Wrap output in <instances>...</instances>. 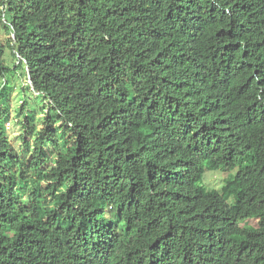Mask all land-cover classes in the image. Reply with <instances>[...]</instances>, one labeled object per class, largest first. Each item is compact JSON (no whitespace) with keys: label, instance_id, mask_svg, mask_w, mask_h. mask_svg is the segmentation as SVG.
<instances>
[{"label":"trees","instance_id":"1","mask_svg":"<svg viewBox=\"0 0 264 264\" xmlns=\"http://www.w3.org/2000/svg\"><path fill=\"white\" fill-rule=\"evenodd\" d=\"M0 24V264H264V0H0Z\"/></svg>","mask_w":264,"mask_h":264},{"label":"rangeland","instance_id":"2","mask_svg":"<svg viewBox=\"0 0 264 264\" xmlns=\"http://www.w3.org/2000/svg\"><path fill=\"white\" fill-rule=\"evenodd\" d=\"M5 38H7V35H6L5 31L3 30V28L1 27V24H0V39H5ZM3 57H4L5 63L7 65L11 66L14 64L15 60H14L13 56L10 54L9 50L6 49ZM10 84L13 86L12 87L13 90L11 91L10 98L12 99L11 101H14L19 96L16 87H20L19 89H21V87H23L26 84V79L23 76V74L21 75V73H20V79H18V80L17 79H10ZM21 91H20V94L22 93ZM12 104L13 103L11 102V106H12ZM8 122L9 123L6 124V130H7L8 136L10 139H12V142L14 144H16V142H15L16 136L19 134L20 130L14 123L15 118H12L10 116V119L8 120ZM227 173H225L221 170H218V169H216V170H205V172L203 174V178H202V185L206 189H219L220 186L223 184V180H224V178H226ZM245 223L252 225V226H256L257 220L250 218V219H247L245 221ZM241 225H243L242 222H241Z\"/></svg>","mask_w":264,"mask_h":264},{"label":"clouds","instance_id":"3","mask_svg":"<svg viewBox=\"0 0 264 264\" xmlns=\"http://www.w3.org/2000/svg\"><path fill=\"white\" fill-rule=\"evenodd\" d=\"M9 123V122H8Z\"/></svg>","mask_w":264,"mask_h":264}]
</instances>
